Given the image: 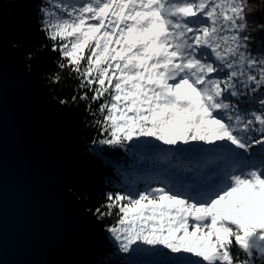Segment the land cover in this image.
<instances>
[{
  "label": "snow or ice",
  "instance_id": "snow-or-ice-1",
  "mask_svg": "<svg viewBox=\"0 0 264 264\" xmlns=\"http://www.w3.org/2000/svg\"><path fill=\"white\" fill-rule=\"evenodd\" d=\"M35 9L57 67L76 81L69 99L93 118L97 159L122 178L97 208L101 218L118 210L102 264H264V36L251 34V0H38ZM129 141L199 159L132 181L102 147Z\"/></svg>",
  "mask_w": 264,
  "mask_h": 264
},
{
  "label": "water",
  "instance_id": "water-1",
  "mask_svg": "<svg viewBox=\"0 0 264 264\" xmlns=\"http://www.w3.org/2000/svg\"><path fill=\"white\" fill-rule=\"evenodd\" d=\"M10 3L0 0V264H99L106 233L71 183L82 132L14 44Z\"/></svg>",
  "mask_w": 264,
  "mask_h": 264
},
{
  "label": "trees",
  "instance_id": "trees-1",
  "mask_svg": "<svg viewBox=\"0 0 264 264\" xmlns=\"http://www.w3.org/2000/svg\"><path fill=\"white\" fill-rule=\"evenodd\" d=\"M10 2V18L13 22L11 33L14 44L21 49L28 61V66L39 81L49 87L58 100L68 101L62 104L67 108L70 118L77 122L79 130L82 132L85 144L83 154L77 160V165L71 174L73 192L81 199L85 207L96 214L106 233V227L118 219V210L113 206L110 213H106L101 218L97 214V208L102 212L105 211L102 205L105 200V192L113 190L115 182L122 178L117 175L113 165L101 163L93 151L97 146L92 145L91 141L100 138L98 131L90 123L93 118L86 116L84 103L78 99L76 101L69 99L76 81L72 79V74L67 67H57V61L60 59L58 52L49 48V40L37 27L35 4L38 3V0H10ZM251 4L253 6L255 4V7L258 8L257 14L249 12L250 25H253L251 34L254 37L264 36V32L255 27L262 22L259 14L260 0H251ZM53 75L59 77V82L53 81ZM92 107L95 108L96 104L93 103ZM95 118H99V113ZM128 143L130 147L127 150L118 146L102 147L105 149L104 157L107 160L118 162L126 171V176L132 181L142 175H162V170L167 171L176 165L182 167L183 170V165L199 159L198 157L195 160L187 161L182 159L179 153H177L179 159L175 156L168 159L169 149L166 145L133 144L131 141ZM106 240L107 250L111 251L109 245L114 242L110 236ZM102 261L99 264H102Z\"/></svg>",
  "mask_w": 264,
  "mask_h": 264
},
{
  "label": "rangeland",
  "instance_id": "rangeland-1",
  "mask_svg": "<svg viewBox=\"0 0 264 264\" xmlns=\"http://www.w3.org/2000/svg\"><path fill=\"white\" fill-rule=\"evenodd\" d=\"M257 10H258V8L255 7V4H254V6L251 4L250 11H252L253 14H257L258 13ZM179 156L182 159H184V160L195 159V158H198L199 157V152H198V150H195V149L187 150L186 152L182 150L179 153ZM168 170L167 171L162 170L161 172H162V174H170V173L180 174V173H183L182 167H180L179 165H176L174 167H170ZM149 173H152V172H149ZM188 176H189V178H191V174L190 173L188 174Z\"/></svg>",
  "mask_w": 264,
  "mask_h": 264
}]
</instances>
